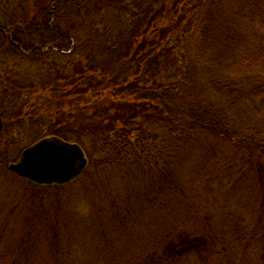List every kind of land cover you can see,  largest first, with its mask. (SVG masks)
Wrapping results in <instances>:
<instances>
[{"label": "rangeland", "instance_id": "rangeland-1", "mask_svg": "<svg viewBox=\"0 0 264 264\" xmlns=\"http://www.w3.org/2000/svg\"><path fill=\"white\" fill-rule=\"evenodd\" d=\"M173 1L177 5L180 0ZM195 1L190 7L192 13L188 11L174 23H180L182 30L183 25L200 20L202 13L211 12L217 21L215 46L223 78L263 82L264 62L252 66L250 55L255 36H264V0H214V4L212 0ZM53 2L0 0V24H16L23 19L42 23L41 13ZM93 2L96 6L106 3L104 12L93 5L84 7L79 19L85 18L86 24L82 27L80 20H68L71 30L88 33L102 19L114 31L113 38L119 31L120 38L133 34L126 27L132 28V24L119 18L117 0ZM74 4L62 1L60 12L69 10L73 15ZM135 24L139 26L138 44L154 39L148 20L142 17ZM195 49V41L189 38L181 63L166 57V83L172 85L171 89L164 97L155 93L148 96L146 91L144 99L139 93L134 102L147 103L150 111L138 114L135 129L126 114L114 131L110 121L98 119L105 112H112L115 118L113 108L114 112L110 106L102 107L108 105L106 98L70 106L67 90L54 94L56 87H49L50 75L65 85L62 70L58 75L55 70H47L45 64L32 67L22 59H7L0 54V113L4 120L0 149L9 154L10 162L16 163L23 151L40 139L54 136L52 130L64 125L69 115V128L79 133L66 141L79 144L89 162L86 172L74 183L52 195L30 189L8 173L2 154L0 211L18 207L9 212V221L14 225L8 224L6 230L25 234L29 245L41 246L39 259L46 246H74L82 260L79 264H130L163 252V245H156V236L175 225L178 216L204 209L213 216L211 228L206 225L210 233L208 246L215 241L213 247L222 251L223 257H209L203 263L198 254L191 256L188 264H216L222 259L223 264H264V117L247 105L228 106L210 93L207 82L219 74L198 62ZM158 52L153 55L149 47L143 46L136 48L132 57L143 65L148 56H165V52ZM52 61H56L54 56ZM133 66L137 67L135 62ZM150 97L159 110L150 105ZM162 100L167 103L163 107L159 105ZM163 108L168 109V118L160 119ZM185 111L195 113L199 125L203 123L209 129H214L208 124L214 120L221 124L220 130L203 132L201 126L189 127L191 119ZM55 120L61 125L54 127ZM212 149H217V163L202 171L201 160ZM200 218L201 213L194 212L199 234L206 235L205 219ZM240 218L253 228L245 243L236 238ZM1 219L5 217L1 215ZM10 234L5 238L0 233V246L1 242L8 244Z\"/></svg>", "mask_w": 264, "mask_h": 264}, {"label": "trees", "instance_id": "trees-1", "mask_svg": "<svg viewBox=\"0 0 264 264\" xmlns=\"http://www.w3.org/2000/svg\"><path fill=\"white\" fill-rule=\"evenodd\" d=\"M62 1L64 0H54V9L52 7L47 8L48 10L46 9L41 13L42 23L23 19L16 21V24H0V54L5 55L7 59H22V61L29 62L32 67H42L45 64L47 70H55L58 75H60V70H62L61 79L66 80L65 85L62 86L61 82L56 81L55 78L53 80L50 75L51 81L49 87H56L54 94L60 93L61 89L67 90L65 93L70 97V101L68 102L70 106L74 107V104L78 101L87 102L89 100L106 98L108 105L102 107L110 106L111 110L113 108L116 113L115 118L111 117L112 112L108 115L104 110L105 113L98 119L101 122H104V120L110 121V124L113 126L112 131L115 130L116 124L121 121L123 122L126 114L132 121L130 126L135 129L136 124L134 120L135 118L137 119L138 114L150 111L147 103L137 104L134 102V100L138 99L139 93H141L144 99H146V96H144L143 92L146 91L148 92V96L153 93L157 94V97L166 96V92L172 86L168 81L166 83L169 72L165 69L164 65L167 63L166 57L169 59V56H171L176 62L178 61V64L181 63L183 60L182 54L186 50V41L189 38L195 41L198 62L208 68H214V71H217L219 74L218 76L210 77L207 82L209 92L220 98L228 106L232 105V103L237 106L247 105L252 111L264 117V81L258 83L256 80L247 78L237 82L234 78L231 80L223 78L221 74V66L218 67L219 59L215 46L217 29L215 16L211 12H206V15L202 13L200 20L192 22L187 27L183 25L182 30L181 27H178L180 23L178 25L174 23V20L178 17L182 20L188 14V11L192 13L193 8L190 7L194 6L192 5L194 0H180L177 5L173 0H117L120 4L118 5L120 20L124 23L128 22L132 24V28L127 25L126 27L128 32L130 34L133 32V34L124 38H120L121 31L113 38L114 31L105 26L102 23V19H98L97 23L92 25L88 33L84 30H78L79 33L76 34L74 29L71 30L69 28L70 25L67 21L80 20L83 27L87 20L79 18L82 16L81 12L86 10L84 7L87 8L93 5V7H97V11L102 13L105 10L104 5L106 3L96 6V2H93L94 0H69V4L71 2L76 4L71 9L72 15L69 10L60 12ZM212 2L214 4V0ZM213 4L210 3L209 5ZM142 17L148 20L149 24H147V27L152 31L151 35L154 36V39L148 43L144 41L138 44V39L140 38L137 36L139 26L135 23H138ZM163 19L166 20L161 21ZM201 20L203 21L200 23ZM254 43L255 47L253 48V52H251L250 62L252 66L259 67L264 62V36L256 35ZM19 46L22 47V52ZM48 46V55L42 53L41 49L45 50ZM143 46L149 47V50L153 51V55L157 54L159 50L158 54L165 52V56H159V58L158 56L156 58L148 56L145 58V63L140 65L139 60L133 58L132 54L136 48H143ZM109 48L114 52L110 53L108 51L110 50ZM24 52L29 54H25ZM50 54L52 55L50 56ZM74 54L78 55L75 57ZM53 56L56 58L54 62L52 61ZM134 62L137 67L133 66ZM147 76L151 80H148ZM20 84L22 85L23 83L20 81ZM147 85L149 86L147 87ZM147 100L151 102L150 105L152 107L158 109L159 106L154 104L151 97ZM165 104H167L166 101L162 100V104L159 105L163 107ZM167 112L169 111L165 108L160 110V119H164L165 116L168 118ZM188 113L191 119L190 123H188L189 127L195 128L196 125L201 126L203 132L211 129L203 123L199 125L200 119L193 116L195 113L185 111L186 115ZM70 117L69 115L67 118ZM187 117L182 118L185 119ZM49 118L51 119L52 117L49 116ZM67 118L64 125L52 130V135L54 136L50 137H57L66 141L71 140V136L73 135L74 137V133H79L69 128L68 125L71 122ZM61 123L55 120L54 127L60 126ZM208 124L214 127V129H211L213 132L220 130L218 127L221 124H218L214 120H210ZM76 138L79 140L80 136ZM2 154L4 155V161L8 164L6 171L10 172L18 178V181L30 189L38 192H51L54 195L58 189L67 187H41L19 178L9 170V165L12 163L8 158L9 154L7 155V153H4L0 149V156ZM217 154V149H212L206 153V157L204 156L201 160L202 166L200 169L207 171L209 167L215 165L217 163ZM17 208V206L13 205L6 210L7 212L0 211V226L2 227L0 233L5 238L10 233L12 235L7 240L8 244L1 242L0 264H79V262H82L74 246H46L45 251L39 259L38 255L41 246L29 245V237L25 234L19 235L20 233L13 232V229L11 231L6 230L8 224H13L9 221V212ZM194 212L201 213L202 218L200 219H205L203 229L206 235L199 234L201 230L195 225ZM194 212L178 216L177 222H174L175 225L173 224L169 229H163V232L156 236V245H163L160 246L163 252L149 254L148 257L140 258L130 264H188L191 261V256L198 254L204 260L203 263L208 262L209 257H217L218 259L223 257L222 251L213 247L215 246V241L212 244L213 246H208L210 233L208 234L207 227L211 228L212 214L206 213L204 209H196ZM1 215L5 219H1ZM235 231L237 242L240 243L247 242L248 238L253 234L251 225H247L242 218L239 219ZM196 233L198 237H196ZM211 238L215 240L214 235ZM216 264H223V259L218 260Z\"/></svg>", "mask_w": 264, "mask_h": 264}, {"label": "water", "instance_id": "water-1", "mask_svg": "<svg viewBox=\"0 0 264 264\" xmlns=\"http://www.w3.org/2000/svg\"><path fill=\"white\" fill-rule=\"evenodd\" d=\"M3 122L0 118V136ZM88 159L78 144L52 137L26 149L9 169L39 186H64L73 182L88 167Z\"/></svg>", "mask_w": 264, "mask_h": 264}, {"label": "flooded vegetation", "instance_id": "flooded-vegetation-1", "mask_svg": "<svg viewBox=\"0 0 264 264\" xmlns=\"http://www.w3.org/2000/svg\"><path fill=\"white\" fill-rule=\"evenodd\" d=\"M54 7H55V5L53 4V5H52V8L54 9ZM19 48H20V50H21V52H22V50H23L22 47L19 46ZM41 52H42V53H45V54L48 55V53H49V46H48L47 49H45V50L41 49ZM24 53H25V52H24ZM25 54H29V53H25Z\"/></svg>", "mask_w": 264, "mask_h": 264}]
</instances>
